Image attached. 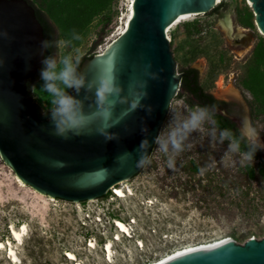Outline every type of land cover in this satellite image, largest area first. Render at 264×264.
I'll return each mask as SVG.
<instances>
[{
	"label": "rangeland",
	"instance_id": "374dc122",
	"mask_svg": "<svg viewBox=\"0 0 264 264\" xmlns=\"http://www.w3.org/2000/svg\"><path fill=\"white\" fill-rule=\"evenodd\" d=\"M30 1L45 12L52 0ZM99 1L100 11L89 19L79 40L67 38L55 25L57 41H68V47L56 43L55 55L71 52L82 58L97 54L120 31L130 0ZM220 2L226 7L191 16L168 31L176 66L179 75L188 67L195 69L199 85L215 99L232 108L242 105L264 143V114L258 112L251 118L252 98L240 89L252 64V50L258 42H264V35L254 19L251 27L240 22L245 8L250 10L247 0ZM225 17L234 26L229 35L220 25ZM191 22L197 31L189 33L192 27L186 24ZM41 84L39 76L32 83L36 88L31 87L30 95L47 111L51 97ZM230 90H235L237 96ZM188 101L181 90L169 110L188 111L192 107ZM168 118L169 111L161 129ZM212 127L207 122L204 131L192 134L191 147L177 156L174 169L167 167V157L155 151L154 144L151 163L125 182L131 195L117 198L111 191L93 204L80 203V209L75 208L77 203L50 201L27 186L21 187L13 171L0 159V242H10L23 264H146L190 244L224 237L243 243L251 237H263L264 182L256 166L260 161L254 158L253 162L241 163L240 154L222 159L228 142L212 140ZM258 151L264 162V150ZM212 158L219 163L201 174L200 168ZM249 165L254 169L253 177L248 175ZM112 219L123 223L134 220L135 224L130 225L132 239L120 235ZM22 224L27 232L17 243L11 238L10 228L18 229ZM116 234L120 236L118 241L113 239ZM89 239L95 242V248L88 246ZM108 241H112L110 262L103 251ZM139 242L143 247L137 245ZM66 252H72L76 261L67 260ZM0 264H12L6 249L0 250Z\"/></svg>",
	"mask_w": 264,
	"mask_h": 264
},
{
	"label": "water",
	"instance_id": "95a60500",
	"mask_svg": "<svg viewBox=\"0 0 264 264\" xmlns=\"http://www.w3.org/2000/svg\"><path fill=\"white\" fill-rule=\"evenodd\" d=\"M217 2L133 0L125 26L81 63L85 85L69 93L81 101L86 114L99 113L96 88L89 89L88 84L111 66L121 88L112 116L105 121L97 114L80 135L68 133L65 139L56 134L50 113L43 114L27 90V81L40 71L45 56L43 28L35 9L26 0H0V33H7L0 35V159L26 186L67 202L102 198L118 183L132 179L144 167L136 165L141 141L148 139L151 153L180 86L181 75L166 30L191 15L210 12ZM247 2L255 26L264 35V0ZM152 73L158 78L153 79ZM139 92L147 95L139 107L129 111ZM221 114L237 129L248 115L240 104ZM106 123L112 125L106 131L114 139L107 140L99 132ZM164 264H264V236L243 243L231 240Z\"/></svg>",
	"mask_w": 264,
	"mask_h": 264
},
{
	"label": "clouds",
	"instance_id": "9594fccd",
	"mask_svg": "<svg viewBox=\"0 0 264 264\" xmlns=\"http://www.w3.org/2000/svg\"><path fill=\"white\" fill-rule=\"evenodd\" d=\"M75 39L81 37L73 33ZM6 36L7 33H0ZM58 45L68 47L66 39L56 42ZM52 46V42L48 40L41 41V47L47 51ZM81 57L73 56L71 52L63 56L46 55L41 60V69L39 72L42 81L41 89L50 97V107L47 111L43 110V114L50 113L51 121L54 124L56 134L68 138V133L80 135L82 129L89 123L93 122L97 114L102 115L105 121L112 116V109L117 103L116 98L119 97L121 88L117 83L116 75L111 66L105 67L97 80L88 84L89 89L96 88L97 102L101 106L99 113L86 114L83 110L81 101L70 95L67 89H75L79 92L80 88L85 85V76L80 72ZM153 79L158 76L155 73L150 74ZM145 85H141L143 88ZM35 89V85L31 86ZM146 92H139L136 98L130 102L129 111H134L140 106L141 99L146 96ZM123 102V101H120ZM183 103V102H181ZM216 106L195 105L188 111L178 109L169 110L168 122L161 129L154 140L156 146L155 151L164 154L167 157L166 164L169 169L176 167V158L186 147H191L190 138L193 133L204 131V125L210 122L213 127L210 129L212 140L220 143L227 141V150L222 159L229 160L232 154H240L241 163L245 161L253 162L255 154L258 150H264V143L260 140V131L254 123L244 117L238 130L234 132L231 128H220L215 119ZM151 111V109H149ZM127 113H125L126 115ZM118 122V121H117ZM111 124H105V127L99 129V132L105 136L107 140L114 139V134H109L106 128ZM147 133V128L142 129ZM242 144L249 145L246 151H242ZM148 139H143L139 145V159L137 167H142L151 163L152 153H149ZM219 161L212 158L211 161L200 168V173L204 174L210 168H214Z\"/></svg>",
	"mask_w": 264,
	"mask_h": 264
},
{
	"label": "trees",
	"instance_id": "16d2710c",
	"mask_svg": "<svg viewBox=\"0 0 264 264\" xmlns=\"http://www.w3.org/2000/svg\"><path fill=\"white\" fill-rule=\"evenodd\" d=\"M35 9V15L43 28L44 40L52 42V46L45 51L46 55H54L56 52V29L55 25L60 28V31L66 35L67 38L75 37L73 33L78 35L84 29V26L89 22V19L95 15L101 9V4L99 0H52L51 4H48L46 11L36 8L30 0H26ZM226 5L224 3H219L214 7L210 14L217 11L219 8H224ZM253 15L250 10L245 8L243 17L240 22L245 26H253ZM187 26H191L192 30L189 29V33L193 30L197 31L195 24L193 22L187 23ZM93 54L82 57L81 63L85 59H89ZM81 65V64H80ZM40 72V71H39ZM39 72L36 73L27 81V90L31 94V86L34 80L39 77ZM180 87L178 94L180 96V91L183 90L188 96V103L191 106L195 105H208L216 106L215 119L218 122L220 128H231L234 132L238 129L236 124L231 121L227 116L221 114V111L227 109L228 103L215 99L211 94L205 92L199 85L198 72L193 68H186L182 70ZM242 92H246L252 101H249L251 118L254 119L258 112L264 114V42H258L252 50V64L250 65L246 78L240 85ZM71 89H69L70 93ZM255 104V105H254ZM242 151H246L249 145L242 144ZM260 162L257 163L258 172L264 182V162L262 160L261 153L256 152L255 157ZM248 168V175L250 177L254 176V169L250 165ZM109 194V193H108Z\"/></svg>",
	"mask_w": 264,
	"mask_h": 264
},
{
	"label": "bare ground",
	"instance_id": "6f19581e",
	"mask_svg": "<svg viewBox=\"0 0 264 264\" xmlns=\"http://www.w3.org/2000/svg\"><path fill=\"white\" fill-rule=\"evenodd\" d=\"M133 0H130L129 2V10L128 13L126 15V19L122 24V27L120 28V30L125 26L127 20L130 17L131 14V3ZM221 0H218L217 3H220ZM192 16V15H191ZM191 16L183 19L186 20L188 18H190ZM181 20V21H183ZM180 21V22H181ZM179 23V22H178ZM177 24V23H176ZM176 24L172 25L169 29L166 30L167 32V36H168V31L175 26ZM220 25L222 26V28L225 30V32L229 35L231 33H233V24L231 22V20H229L227 17H225L224 19H222L220 21ZM237 30V29H236ZM238 39H240L238 37ZM231 94H234L237 96V93L235 90H230L229 91ZM240 126V123H239ZM14 178L15 181L18 183V185H20L21 187H26V185L14 174ZM126 181L120 182L118 183L116 186L111 188V191L113 192V194L115 195V197L117 198H122V197H126L127 195H131V190L129 189V187L127 185H125ZM28 187V186H27ZM30 188V187H29ZM33 190V189H32ZM33 192H35L36 194L42 196V197H47V199H49L50 201H54L53 198L48 197V196H44L38 192H36L35 190H33ZM90 203L93 202V200L89 201ZM75 203V202H74ZM114 225L116 227V230L118 233H122L123 235H125L126 237L132 239L133 235L131 233V229L130 226H128L127 224L123 223L120 220H114ZM27 232V227L25 224H22L21 227H19L18 229H15L13 227L10 228V235L12 240H14L17 243H21L23 236L26 234ZM115 241L120 240V236L119 234H116V236L113 238ZM232 239L228 238V237H224V238H218L215 240H211L208 242H200V243H196V244H190V245H186L183 247H180L178 249L173 250L170 253H167L165 255H162L160 258L156 259V260H152L151 262H148L146 264H164L167 263L168 261L175 259L183 254L192 252V251H196L199 249H204L210 246H214L217 244H224L228 241H231ZM95 243V242H94ZM93 242H91L88 246L90 248H95V244ZM139 247H143L142 243L139 242V244H137ZM6 249V253H7V258L10 260V262L12 264H23L22 262H20L16 251L14 250V248L12 247L11 243L8 242L7 244H4L2 242H0V250H4ZM103 251H104V258L107 262L111 261V255H112V241H108L107 243H105L104 247H103ZM65 257L67 258V260L70 261H76V257L72 252H66Z\"/></svg>",
	"mask_w": 264,
	"mask_h": 264
},
{
	"label": "built area",
	"instance_id": "2783aa9c",
	"mask_svg": "<svg viewBox=\"0 0 264 264\" xmlns=\"http://www.w3.org/2000/svg\"><path fill=\"white\" fill-rule=\"evenodd\" d=\"M180 87V86H179ZM179 91V90H178ZM177 94H178V92H177ZM111 192V189H110V191L108 192V193H110ZM108 193L105 195V196H107L108 195ZM105 196H103V197H105ZM100 199V198H99ZM97 200L98 199H95V200H93L94 201V203L95 202H97ZM90 201V200H89ZM86 203H88V201H85ZM72 203V202H71ZM80 203H84V202H80ZM80 203H77L76 205L74 204V202L72 203L73 205H75V208H77V209H80ZM89 204V203H88ZM91 204H93V203H91ZM89 217V215H87L86 214V218H88ZM114 220L115 219H112V224L113 223H115L114 222ZM119 220V219H118ZM96 221L98 222V223H100L101 222V220H100V218H96ZM122 221V220H121ZM133 221L134 220H130L129 221V223H126V222H124L125 224H127L128 226H130V225H134L135 223H133ZM123 222V221H122ZM114 225V224H113ZM114 228L116 229V227L114 226ZM120 235H122V233H120ZM90 243V239L88 240V244ZM65 254V253H64Z\"/></svg>",
	"mask_w": 264,
	"mask_h": 264
},
{
	"label": "flooded vegetation",
	"instance_id": "af4514ba",
	"mask_svg": "<svg viewBox=\"0 0 264 264\" xmlns=\"http://www.w3.org/2000/svg\"><path fill=\"white\" fill-rule=\"evenodd\" d=\"M232 110H233V108H232L231 104L228 103L227 109H225L224 111H226L227 113H230V112H232Z\"/></svg>",
	"mask_w": 264,
	"mask_h": 264
}]
</instances>
